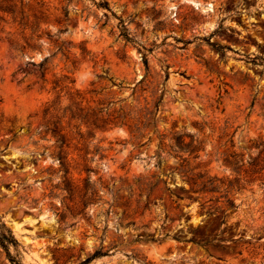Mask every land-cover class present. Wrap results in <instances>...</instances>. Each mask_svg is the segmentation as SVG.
Segmentation results:
<instances>
[{
  "label": "rangeland",
  "instance_id": "1",
  "mask_svg": "<svg viewBox=\"0 0 264 264\" xmlns=\"http://www.w3.org/2000/svg\"><path fill=\"white\" fill-rule=\"evenodd\" d=\"M2 242L264 264V0H0Z\"/></svg>",
  "mask_w": 264,
  "mask_h": 264
},
{
  "label": "trees",
  "instance_id": "2",
  "mask_svg": "<svg viewBox=\"0 0 264 264\" xmlns=\"http://www.w3.org/2000/svg\"><path fill=\"white\" fill-rule=\"evenodd\" d=\"M121 34H122V36L124 37V39L126 41H130V42H134L135 41L133 39V37L130 36L129 33L127 32V29H126L125 26H123L121 28ZM46 59H47V57H45L44 59H42V61L38 65L42 66V64H44V62H45ZM141 59H142L144 65L146 66V68H148V58H147V52L146 51H141ZM33 64H35V63H33ZM43 75H44V72H43ZM199 176L201 177V176H203V174L200 173ZM211 180L212 179H208L207 182L212 183ZM202 184H203V186H205L206 185V182L204 181ZM5 230L7 231V234L13 238V240H14L13 245H14V247H15L16 251L18 252V255H19L20 252L17 250V241L14 238L12 231L9 228H5ZM1 245L7 251V255H8L9 259H10V263L11 264H24L22 262V260L20 259V257L13 256L10 253V251H9V245L8 244H5V243L2 242ZM105 254H106L105 252H102L101 250H97L91 256H89L87 259H85L84 261L86 263V262H89L91 259H93L95 257L102 256V255H105Z\"/></svg>",
  "mask_w": 264,
  "mask_h": 264
}]
</instances>
